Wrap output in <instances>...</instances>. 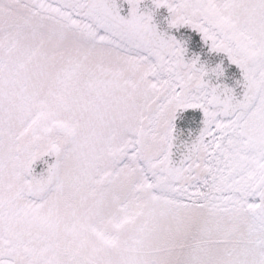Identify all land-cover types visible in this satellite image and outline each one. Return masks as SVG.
Here are the masks:
<instances>
[{
  "label": "snow or ice",
  "instance_id": "obj_1",
  "mask_svg": "<svg viewBox=\"0 0 264 264\" xmlns=\"http://www.w3.org/2000/svg\"><path fill=\"white\" fill-rule=\"evenodd\" d=\"M0 264H264V0H0Z\"/></svg>",
  "mask_w": 264,
  "mask_h": 264
},
{
  "label": "water",
  "instance_id": "obj_2",
  "mask_svg": "<svg viewBox=\"0 0 264 264\" xmlns=\"http://www.w3.org/2000/svg\"><path fill=\"white\" fill-rule=\"evenodd\" d=\"M145 3H148V0H145ZM122 14H126V6H125L124 12ZM166 15H167L166 9L161 8V9L157 10V13H156V17L155 18H156L157 21H160ZM217 59H218V57H217ZM229 71L232 72V73H235L236 74V77L238 78V76H239V70L236 69L234 65L233 66H230ZM44 159H46L48 161V163H51L52 162V158H50V157H45ZM44 167H45V165H43L41 163H37V165L35 166V170L37 172H39Z\"/></svg>",
  "mask_w": 264,
  "mask_h": 264
}]
</instances>
